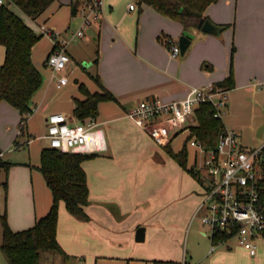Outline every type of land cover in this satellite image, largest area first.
<instances>
[{
    "label": "crops",
    "instance_id": "obj_1",
    "mask_svg": "<svg viewBox=\"0 0 264 264\" xmlns=\"http://www.w3.org/2000/svg\"><path fill=\"white\" fill-rule=\"evenodd\" d=\"M89 1L55 0L53 4L56 6L52 8L51 4L36 19L20 10L17 12L33 27L27 18L32 20L38 33H41L40 24H46L63 34L73 18L86 14ZM130 1L103 0L101 18L95 21L98 35L94 39L98 47L90 58L96 73L116 99L101 102L96 117L104 129L107 149L83 161L90 192V201L85 207L88 218L81 220L73 216L61 201L57 228L60 244L69 257L90 256L96 259V264H185L188 255L193 257L195 250L188 248L189 238L200 237L211 243L208 253L214 256L213 260H233L234 253L238 252L250 261H261L264 252L260 253V248L264 246V238L259 240L258 253L254 256L237 241L213 242L211 228L202 221L206 210L201 207L204 192L201 180L185 170L127 113L142 100L139 98L178 100L184 98L192 86L219 83L233 72L235 84L229 89L224 123L238 133L243 145H263L264 0H218L211 3L206 14L218 24H231L236 5L233 31L214 34L197 27L189 28L195 38L181 58L172 56L162 38L171 37V34L180 36L185 29L183 24L145 2L138 1L131 8L133 3ZM122 3L126 5L124 8H120ZM232 38L235 52L231 54ZM221 39H225V44ZM53 44L48 49L47 58ZM68 52L73 59L69 47ZM5 58L6 47L0 43V65ZM126 58H131L132 62L127 63ZM49 71L34 106V111H43L46 122L51 113L67 112L62 108L49 111L57 87V77H53L50 68ZM69 86L70 77L61 88L67 96H70L69 91L77 94L78 88ZM96 90L90 89L92 92ZM73 96L69 101L74 111L76 98H84V95ZM70 120L79 119L72 115ZM17 121L23 122L20 111L8 101H1L0 143H10L14 138L16 149L36 141L29 137V128L25 126L27 121L23 131V123L20 127ZM42 136L46 138V134ZM172 143L169 145L174 150ZM0 155L6 154L0 149ZM19 161L26 163V167L14 166L12 172L21 169L30 175L31 184L26 189L36 199L24 215L28 217L25 218L27 225L22 227L25 229L49 211L53 197L39 169L40 163L35 166L31 160ZM260 167V175L264 177V163ZM12 197L11 191L10 201ZM139 226L146 227L143 241L136 239ZM154 232H160L159 236L151 239Z\"/></svg>",
    "mask_w": 264,
    "mask_h": 264
},
{
    "label": "built area",
    "instance_id": "obj_2",
    "mask_svg": "<svg viewBox=\"0 0 264 264\" xmlns=\"http://www.w3.org/2000/svg\"><path fill=\"white\" fill-rule=\"evenodd\" d=\"M102 8L103 0L88 2L84 22L75 36H83L88 26L100 20ZM39 27L40 32L54 42L47 66L53 77H57V87L61 88L69 81L63 72L72 62L68 52L70 40L59 38L60 32L46 24ZM162 41L172 56L180 54L178 40L164 36ZM228 98V88L207 82L192 86L187 95L178 100L142 99L127 114L163 147L171 144L180 133L189 131V144L196 150L194 167L204 188L203 223L211 228V236L217 228L231 234L228 240L219 243L235 238L254 256L258 253L259 240L264 238V184H261L264 177L259 172V166L264 163V144L245 146L238 133L225 125L216 146L207 147L193 131V126L198 124L196 110L202 103L211 102L214 116L223 118ZM26 121L23 120V125ZM45 137L51 147L66 152L99 153L107 149L104 129L96 118L71 123L61 113H51L47 117Z\"/></svg>",
    "mask_w": 264,
    "mask_h": 264
},
{
    "label": "trees",
    "instance_id": "obj_3",
    "mask_svg": "<svg viewBox=\"0 0 264 264\" xmlns=\"http://www.w3.org/2000/svg\"><path fill=\"white\" fill-rule=\"evenodd\" d=\"M55 0H5L0 6V43L6 47V58L0 65V102L8 101L21 113L23 120L26 114L32 113L34 95L41 89L44 79L41 70L33 60V50L43 33H38L24 18L18 14L20 10L27 16L36 19L42 15ZM163 15L169 16L183 24L185 29L197 27L200 19L205 17L208 6L218 0H140ZM212 21V20H211ZM213 22V21H212ZM215 23V22H214ZM222 31L231 24H218ZM99 89L90 91L85 83L79 88L84 98H76L74 115L79 120L96 118L99 105L103 101L115 100L114 93L107 88L101 76L92 75ZM231 89L234 87V74L217 83ZM211 102L202 103L196 110L198 124L193 126L194 134L207 147L216 146L225 123L223 118L214 116ZM24 125L22 126V131ZM167 152L189 173L199 179L194 166L188 164V151L184 147L174 151L170 145L165 146ZM97 153L66 152L51 146L41 151L40 171L43 173L53 194L49 211L38 218L31 227L13 230L5 215L3 220V240L1 247L6 252L10 264H41L43 251L54 249L64 258L69 255L57 238L60 202L64 201L67 210L82 218H88L85 207L89 203V186L83 161L94 157ZM11 162L1 161L0 166H9ZM264 184V179L261 181ZM264 200V189L262 190ZM231 234L217 228L212 236L214 243L228 240ZM160 263V262H159ZM161 264V263H160ZM165 264H176L165 262Z\"/></svg>",
    "mask_w": 264,
    "mask_h": 264
},
{
    "label": "rangeland",
    "instance_id": "obj_4",
    "mask_svg": "<svg viewBox=\"0 0 264 264\" xmlns=\"http://www.w3.org/2000/svg\"><path fill=\"white\" fill-rule=\"evenodd\" d=\"M138 1L140 2V0H131L130 3L137 4ZM54 5L55 4L52 5V8L54 7ZM125 6L126 5L122 3L120 8H124ZM233 8L235 10L233 12L234 16L231 14L232 17L231 26L225 29L224 31L226 30L233 31L234 22H236V18H235L236 9H237L236 5H234ZM27 20L31 25H33V27L34 26L36 27V24L32 20H30L29 18H27ZM83 22H84V14L81 13L76 18H73L71 23L69 24V27H66L65 32L59 35V38L61 39L66 38L70 40L68 47H69V51L74 55V57L72 59L71 65L64 70V73H66L70 77L69 87L76 86L79 91L77 92V94H74L71 91H69L70 96H67L66 93L62 90V88L56 87L54 92L56 93L54 95L55 102L53 101L52 105L49 108L50 112L57 111L58 108L65 109L68 112V114H66L67 112L65 111H62L61 114L65 112L64 114L71 123L73 121L70 120V117L74 115V111L71 102L69 101V98L72 97L73 95L80 96L81 91L79 86L81 83H85L88 89L90 88L93 90H96L98 86L97 82L92 77V75L96 74L97 71L95 64L91 61L90 58L95 54V50L98 47L97 40L94 39V37L98 35V33H96L97 32L96 22L92 23L90 26H88L85 29V34L83 36H75L76 32L78 31V29L80 28ZM36 28L38 30V27ZM170 36L175 40H178L179 38V35H175V34H171ZM221 42L225 44V39H221ZM52 43L53 42L50 39V37H48L47 35H43L34 51L35 53L33 60L35 64L38 66V68L41 70L43 74L44 82L47 80V77L50 74L49 67L46 66L45 62L47 58L48 49L50 48ZM234 44L235 43H233V38H232L230 42L231 54L235 52V50H233ZM177 56L178 58H181L180 54ZM132 60L135 59L133 58ZM125 61L127 63H129V61L130 63L132 62L131 58H126ZM76 78L78 79V82ZM76 90L77 89H75V91ZM38 92L33 97V101H32L33 107L36 104L35 98L38 95ZM39 99H40V95L38 97V100ZM139 99H144V98H139ZM24 117L27 120V124L25 126H27L30 131L29 137L35 138L36 140L34 143L29 145L30 148L28 145L24 148L22 146L17 149L14 148V141H15L14 138L13 140L10 141V143H4V141L0 143V149L3 151L4 154H6L4 156L0 155V162L1 161L13 162V164L9 166H0V264H10L6 252L1 247V243L3 240L2 216L3 215L6 216L7 221L13 230H17L18 228L22 229L23 226L27 225L26 224L27 220H25V218L27 219L28 217L24 215L27 214L28 210L31 209V207L34 205V201H36V199L34 200V198L27 193V189H26L27 187L29 188V184H31L32 178L29 177L30 175H28L26 171H23L21 169H18V171L14 169V171L12 172V167L14 166L26 167V163H20L21 161L19 160H23V161L31 160L32 164L37 166V163H41L42 149L44 147L50 146L49 139L43 138L42 136L47 133V122L44 119L43 111L41 112L33 111L32 113L26 114ZM247 117L248 114L246 118ZM17 125L21 127L22 123L20 121L19 122L17 121ZM189 137H190V133L186 134L184 131L174 138L172 144L174 146V151L177 150L180 151L184 147H186L188 151V164L194 166L196 150L194 147H192L189 144V140H188ZM261 171H262V167L259 168V172ZM201 190L202 189L200 187V191ZM11 191L13 197L12 200L10 201ZM76 217L81 220H87L86 218H82L79 216ZM59 222H60V206H59L58 226H59ZM159 233L160 232L152 233L150 235L151 239H156L159 236ZM191 240L194 241L193 242L194 244H192ZM235 241L236 239L232 238L231 242L235 243ZM187 245L190 251L191 249L193 250L195 249V250L193 257L191 255H188L187 262H185V264H264V258H262L261 261H256V260L250 261V259H248L247 257H243L241 254H238V252L235 251H234L235 255L233 260H229V259L213 260L214 256L208 253L211 243L209 242L208 239L205 238L190 237L187 242ZM261 252H264V246L260 248V253ZM105 259L110 260L108 258ZM95 260H96L95 258H91L90 256H86V255L79 257L70 255L69 260H66L58 251L54 249L43 251L41 255V264H96Z\"/></svg>",
    "mask_w": 264,
    "mask_h": 264
},
{
    "label": "water",
    "instance_id": "obj_5",
    "mask_svg": "<svg viewBox=\"0 0 264 264\" xmlns=\"http://www.w3.org/2000/svg\"><path fill=\"white\" fill-rule=\"evenodd\" d=\"M197 28L209 32V33H214V34H221L222 32V27L215 24L209 19H205V17H202L197 25ZM195 38V34L190 31L189 29H184L182 34H180L178 38V42L180 45V54L181 56H184L188 48L190 47L193 39ZM145 231L146 227L145 226H139L137 228L136 232V239L138 241H143L145 239Z\"/></svg>",
    "mask_w": 264,
    "mask_h": 264
}]
</instances>
